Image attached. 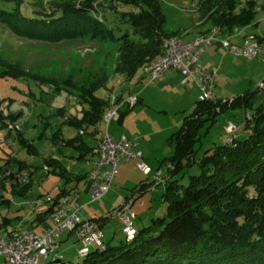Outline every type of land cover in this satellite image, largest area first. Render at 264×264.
Masks as SVG:
<instances>
[{
  "label": "rangeland",
  "instance_id": "obj_1",
  "mask_svg": "<svg viewBox=\"0 0 264 264\" xmlns=\"http://www.w3.org/2000/svg\"><path fill=\"white\" fill-rule=\"evenodd\" d=\"M149 1L23 0L22 12L27 17L59 15L69 7L88 8L93 16L111 27L113 37L82 29H69L63 37L61 34L54 35L52 30L38 33L19 24L18 31H14L0 16V217H9L13 227L19 224L20 219L38 214L35 211L36 202L47 195L56 196L58 188L65 187L66 190L74 189L75 193L69 200L82 206L78 213L82 219H106L104 225L108 228L104 243H126L123 224L116 212L127 200L135 198L131 208L135 214L134 226L138 230L144 229L152 224V220L167 214L168 203L163 198L167 184L178 180L179 184L186 186L190 176L200 173L198 165L172 177L169 170L173 167L168 170L169 159L173 155L170 136L180 128L179 123L184 117L193 111L200 95L186 94L181 100L176 89L168 88L163 93L151 91L147 98L149 106L138 104L121 122L107 119L109 108L116 98L127 101L138 97L141 87L144 89L151 84V88H155L158 83V80L152 82L144 69L132 81L115 73L121 45L118 38L129 33L131 38L140 40V36L133 31L130 19L142 12L141 5L147 8L145 3ZM155 1L166 16L165 29L169 34H175L184 41L193 40L198 32L208 34L211 22L200 10L204 0ZM240 1L246 3L251 0ZM256 1L258 14L252 25L236 28L231 36H224L215 30L209 33L217 39L213 44L219 41L226 50L222 53L223 68L215 82L217 99L231 103L247 92L259 91V95L252 108L245 110L239 105L231 106L219 113L214 122L204 124L196 145L197 159L207 150L223 144L228 137L225 127L230 122L241 126L237 138L245 139L249 134L245 129L246 118L253 116L255 108L264 105V42L258 57L250 58L232 48L227 49L221 41L230 38L233 46H240L242 40L244 43H258L256 37L264 36V0ZM14 8V3L0 0V12L13 11ZM220 58L221 55L217 58L218 62ZM214 73L213 76L216 75ZM97 86L103 87L95 96L110 100L103 119L96 126H85L84 130L66 124L80 117L83 109L88 108L87 104H83L84 91ZM187 97L194 107H190ZM123 110L128 111L129 108L126 106ZM116 130H128L129 136L124 137L135 142L134 152H143L146 158L153 161L156 172H163L162 182L142 192V184L154 183V174L150 176L140 171L135 159L121 160L110 192L93 201L90 175L97 161L95 150L106 131L114 133ZM77 135H81L84 145L68 143ZM84 147L90 151L85 153ZM52 160L58 166L49 165ZM21 164L26 170L20 180L27 173L33 172V175L30 186L18 194L19 188L11 186L7 177L9 173L3 170L17 173ZM59 166L72 177L71 180L60 175ZM85 175H88L87 179H78ZM40 204L45 211L50 207L44 202ZM2 222L0 219V226ZM89 245L91 249L96 248L95 244ZM59 246L60 249L54 250L47 262L41 258V264H57L54 263L57 257L71 263L81 262L83 246L87 248L86 242L79 240L78 234L73 232H63ZM0 264H7L4 256H0Z\"/></svg>",
  "mask_w": 264,
  "mask_h": 264
},
{
  "label": "trees",
  "instance_id": "obj_2",
  "mask_svg": "<svg viewBox=\"0 0 264 264\" xmlns=\"http://www.w3.org/2000/svg\"><path fill=\"white\" fill-rule=\"evenodd\" d=\"M4 1L15 4L13 11L0 12L4 22L14 31H18L19 24L38 33L52 30L54 35L63 37L69 29L114 36L111 27L93 16L88 8L69 7L59 15L27 17L22 12L23 0ZM145 4L147 8L141 5L142 12L130 19L140 40L131 38L129 33L118 38L121 45L115 73L129 81L136 80L140 70H145L163 54L165 40L177 37L166 31L167 19L157 1L150 0ZM257 7L256 0L246 3L240 0H204L200 10L211 22L208 33L217 30L224 36H231L236 28L255 22ZM256 38L260 44L264 42V36ZM102 87L84 91L83 104L88 108L83 109L80 117L66 124L84 130L85 126H96L103 119L110 100L95 96ZM258 95L259 91L247 92L231 103L217 98L199 100L193 111L184 117L180 128L170 136L173 155L169 165L173 170H169V176L194 165L199 166L200 173L190 176L186 186L179 184L178 180L167 184L163 198L168 209L164 217L152 220V224L144 229L135 228L137 235L133 240H128L123 234L126 243L112 245L103 242L104 249L89 250L86 256H80L83 258L81 262L71 263L64 258L58 261L64 264H264V105L255 108L253 116L246 118L245 129L249 134L245 139H238L236 134L232 140L226 139L223 144L207 150L201 158H196L199 132L204 124L214 122L219 113L231 106L239 105L245 110L252 108ZM122 100L116 98L115 103L120 104ZM123 108L120 109L119 121L134 107L127 106L128 111ZM77 142L84 145L81 135L68 143L75 145ZM83 150L85 153L90 151L87 147ZM48 164L58 166L53 160ZM25 170L23 164L17 173L3 170L9 173L7 177L11 186L20 188L18 194L25 191L32 180L33 172L26 174L27 181L20 180ZM60 175L67 180L72 179L63 169ZM87 178L85 175L78 179ZM153 186L154 183L142 184L141 189L146 191ZM59 190L51 208L37 215L40 223L47 221L59 201L72 192L64 187ZM91 221L104 225L106 219ZM4 223L8 225L9 221Z\"/></svg>",
  "mask_w": 264,
  "mask_h": 264
},
{
  "label": "built area",
  "instance_id": "obj_3",
  "mask_svg": "<svg viewBox=\"0 0 264 264\" xmlns=\"http://www.w3.org/2000/svg\"><path fill=\"white\" fill-rule=\"evenodd\" d=\"M217 40L211 35H201L194 40L184 41L182 38L174 37L165 40L163 45V54L156 61L145 68L151 81L161 78L164 72L169 70H179L182 75L188 79H193L200 89V101L215 100L217 97L214 93L215 77L205 71L200 63V56L204 53L205 48ZM227 49H234L236 52L246 55L250 58L258 57L263 51L261 44L244 43L241 46L231 45L230 38L221 40ZM114 103L108 111V121L112 119L119 120L120 109L122 106L133 108L138 104V97L130 98L121 104ZM241 132V126L229 123L225 127V133L228 135L227 140ZM133 143L123 137L115 139L106 131L95 150L98 160L95 163V169L90 175L92 180L90 195L93 201L103 198L111 189L113 182L118 174L121 160L138 161V169L144 174H154V185L162 182V172H154L152 167L143 160L142 152L132 151ZM168 165V168H171ZM22 181H27V176H23ZM60 188H58L59 190ZM41 202L50 205L55 203V197L47 195L39 202H36L35 211L42 212ZM128 202V201H127ZM119 208L116 212L123 224V234L128 240H133L137 235L134 227L135 214L131 211V202ZM48 208V209H49ZM81 207L74 201L60 200L51 214L52 225L46 227L42 233L30 229L8 230L4 237L0 238V256L6 258L7 264H41V258L45 262L53 251L59 248V239L63 232H73L80 226L82 230L90 232L85 238L87 248L83 249L80 256L84 257L89 252V244L98 243L99 247L105 248L92 232L91 222H82L79 218ZM56 258L54 263L64 264ZM69 264V263H66Z\"/></svg>",
  "mask_w": 264,
  "mask_h": 264
},
{
  "label": "crops",
  "instance_id": "obj_4",
  "mask_svg": "<svg viewBox=\"0 0 264 264\" xmlns=\"http://www.w3.org/2000/svg\"><path fill=\"white\" fill-rule=\"evenodd\" d=\"M210 28L211 27H209L207 29L209 30ZM215 31H217V30H215ZM201 35H204V34H200L198 32V34L195 37H193V40L195 38L201 36ZM205 35H212V34L208 33V34H205ZM243 44H244V41L242 40L239 43V45L241 46ZM225 51L226 50L223 48V46L220 44V42L217 41L216 43H214V44L212 43L211 45L207 46L205 48L204 53L200 56V63L202 65L203 69L205 71L209 72L210 74H215L214 72H216V75L214 76L215 77V82L218 79V76H219V74H220V72H221V70L223 68V65H224V61H223V58L224 57L222 56V53L224 54ZM219 55H221L220 62L217 61V58H219ZM155 81H157V80H155ZM152 82H154V81H152ZM154 86H155V88H151V84L150 85L148 84V86H146V88L144 87V89H143V87H141V91L138 92V94H137L138 95V104H142V106H149L148 101H147V98H148V95H149V93L151 91H153L155 93H158V92L163 93L165 91H168V88H171L172 90L176 89L175 91L179 93V95L181 96L180 97L181 100L184 98V96H186V94H187V96L190 93H194V94H196L198 96L200 95V89H199V86L197 85V83L193 79H191V78L186 79L179 70H169V71L164 72L163 75L161 76V78L158 79V83L156 85H154ZM187 101H188V104L190 105V107H194V105H193L194 103L189 98H188ZM135 107L133 109H135ZM182 122L179 123V124L182 125ZM108 133H109V131H108ZM109 134L111 136H113L115 139H119L121 137L123 138L124 136H126V137L129 136L128 130H126V131L116 130L114 133H109ZM131 142H134V141H131ZM134 150H135V142H134V145L132 146V151H134ZM97 160H98V156H97ZM143 160H144V162H146L148 165H150L152 167V169H153L154 172H156V170L153 168V165H152L153 164V161H151L150 158H146L144 153H143ZM168 170H169V168H168ZM151 175H153V173L150 174V176ZM153 180H155V179L153 178ZM9 182L11 184V181H9ZM148 184H152V183H148ZM148 184H146V185L148 186ZM3 185H5V184L3 183ZM59 191L60 190H57V194L59 193ZM74 193H75V191H74V189H72L71 194L63 197L61 200H63V199L64 200L65 199L66 200H69L71 198V196L74 195ZM129 201L133 204L134 201H135V198H132ZM132 204H131V208H132ZM81 208H82V206H81ZM132 210L133 209H131V211ZM43 212H45V210H43L42 212L41 211L38 212V214L43 213ZM38 214H36L35 216H28L27 219H25V218L24 219H20L19 220V224L17 226H15V227L12 226V221H11V219L9 217H0L1 221H3L2 222V225L0 226V234L2 235V236H0V238L1 237H4L6 235V233H7L8 230L17 231V230H21V229H30V230H35L36 232L42 233L46 227L52 225V218L50 216L47 221L40 223L37 220V218H38L37 215ZM79 218H80V220L82 222H91V224H92V232H94L97 235V237H98L97 239L101 243H103V240L105 239V235H106L105 231L107 230L108 225L106 226V224L105 225H102V223L99 224V222L97 223L95 221H91L93 219H99L98 217H93L90 220L89 219L88 220L87 219H82L80 216H79ZM5 220H8L9 221V224L8 225L4 223ZM35 228H37V229H35ZM73 233H77L78 234V237H79V240H84V242H85V238L87 236H89V234H90V232H87V231L82 230V228L80 226L78 227V229H76L75 231H73ZM70 235H71V233L68 234V236H70ZM92 244H95L96 245V248L99 247L98 246L99 244L96 243V242H93ZM88 247H89V250H92L91 249V245H89ZM83 249H84V246H83ZM50 256H51V254H50ZM50 256H49V259H50Z\"/></svg>",
  "mask_w": 264,
  "mask_h": 264
}]
</instances>
